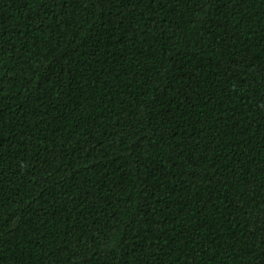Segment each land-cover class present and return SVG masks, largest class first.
<instances>
[{
    "label": "trees",
    "instance_id": "16d2710c",
    "mask_svg": "<svg viewBox=\"0 0 264 264\" xmlns=\"http://www.w3.org/2000/svg\"><path fill=\"white\" fill-rule=\"evenodd\" d=\"M0 264H264V0H0Z\"/></svg>",
    "mask_w": 264,
    "mask_h": 264
}]
</instances>
